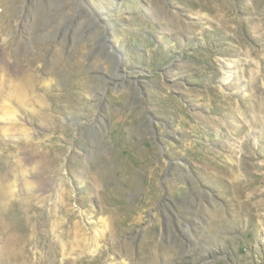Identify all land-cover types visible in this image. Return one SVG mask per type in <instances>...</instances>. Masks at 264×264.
<instances>
[{
    "label": "rangeland",
    "instance_id": "obj_1",
    "mask_svg": "<svg viewBox=\"0 0 264 264\" xmlns=\"http://www.w3.org/2000/svg\"><path fill=\"white\" fill-rule=\"evenodd\" d=\"M0 264H264V0H0Z\"/></svg>",
    "mask_w": 264,
    "mask_h": 264
},
{
    "label": "bare ground",
    "instance_id": "obj_2",
    "mask_svg": "<svg viewBox=\"0 0 264 264\" xmlns=\"http://www.w3.org/2000/svg\"><path fill=\"white\" fill-rule=\"evenodd\" d=\"M229 67H230V66H229L228 64H225V65H224V68H225V69H227V68H229Z\"/></svg>",
    "mask_w": 264,
    "mask_h": 264
}]
</instances>
